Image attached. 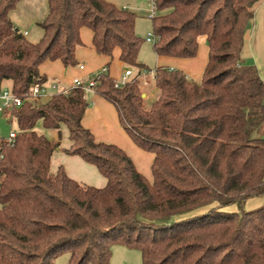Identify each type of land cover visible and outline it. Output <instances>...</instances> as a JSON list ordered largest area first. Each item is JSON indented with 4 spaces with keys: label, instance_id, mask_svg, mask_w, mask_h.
<instances>
[{
    "label": "trees",
    "instance_id": "trees-1",
    "mask_svg": "<svg viewBox=\"0 0 264 264\" xmlns=\"http://www.w3.org/2000/svg\"><path fill=\"white\" fill-rule=\"evenodd\" d=\"M19 1L0 0V91L9 82L25 98L46 85L45 61L76 67L82 28L98 55L118 48L125 66L150 70L138 62L145 40L134 13L105 0H47L42 37L31 43L9 18ZM260 1L155 0V54L194 58L205 36L208 62L200 82L153 69L150 107L139 81L118 85L108 65L82 81L94 83L133 143L154 155L151 183L121 149L95 142L82 126L91 104L82 87L10 111L17 133L12 143L0 138V264H54L62 254L68 264H110L116 246L138 251L142 264H264V205L243 208L264 195V82L241 58ZM61 125L72 143L64 153L94 166L103 188L70 179L62 167L51 173ZM233 205L237 211H223Z\"/></svg>",
    "mask_w": 264,
    "mask_h": 264
},
{
    "label": "crops",
    "instance_id": "crops-1",
    "mask_svg": "<svg viewBox=\"0 0 264 264\" xmlns=\"http://www.w3.org/2000/svg\"><path fill=\"white\" fill-rule=\"evenodd\" d=\"M48 14L47 0H20L9 13L13 25L22 33L25 38L36 43L42 37V30L35 27L42 22ZM82 46L76 50V67H64L60 61H45L39 66V73L47 78V84H57L59 91L69 89L74 79L84 81L91 73L103 69L108 65L110 77L115 79L119 73H114L113 62L117 67H126L120 60V49H114L112 56L98 55L93 46V33L88 28L80 29ZM241 58L246 64L254 65L258 74L264 82V0H261L254 10V17L245 35L244 47ZM208 62V46L205 36L198 38V50L194 58L181 59L173 57L158 56L155 68H168L182 72L194 82H200ZM112 65V70H111ZM136 71V69H134ZM3 90H10V83L5 82ZM156 92L153 87L144 94L146 106L150 107L155 101ZM49 98L42 99L46 103ZM91 104L86 110L82 126L93 136L95 142L114 145L121 149L133 162L136 170L149 182H152L151 166L154 160L152 153L138 148L130 139L128 134L120 125L115 107L102 97L91 94L87 99ZM7 118L10 112H7ZM38 132L43 134L50 141L58 140V133L55 130H44L41 125L36 127ZM61 141L60 151L55 152L51 157L50 171L55 173L62 167L66 175L80 183L95 188H103L106 180L100 175L97 169L85 163L77 156H69L64 150L69 149L71 141L66 126L60 127ZM13 133V132H11ZM15 134L17 133L14 132ZM251 200V199H249ZM247 200V201H249ZM247 201L245 203H247ZM264 205V204H263ZM231 208H224L223 211L235 212V205ZM110 264H142L141 255L136 250H130L121 246L112 248Z\"/></svg>",
    "mask_w": 264,
    "mask_h": 264
},
{
    "label": "rangeland",
    "instance_id": "rangeland-1",
    "mask_svg": "<svg viewBox=\"0 0 264 264\" xmlns=\"http://www.w3.org/2000/svg\"><path fill=\"white\" fill-rule=\"evenodd\" d=\"M106 2H109L113 5H115L117 8L121 10H126L129 12H132L136 15V20H135V34L139 38L145 40L142 43V46L140 48L139 54H138V62L145 65L147 68L150 70L155 69L156 64H157V59L158 56L155 54L153 50V42H147L146 38L148 35H151L153 38V27H152V22L150 19L147 18V12L150 9V0H105ZM159 15V14H158ZM38 24V23H37ZM35 25V27L39 28L38 25ZM40 29V28H39ZM113 72L119 73L118 76L115 77V81H121L123 73L127 69H131L133 73H136L133 68L130 67H124L121 68L117 67L116 61L113 62ZM95 71L91 73L85 80H92L93 77L100 71ZM111 70H112V65H111ZM110 75V72H109ZM139 81V86L143 94L148 93L149 89H151L152 86V80L151 79H146L145 83H143V80H138ZM151 82V83H150ZM91 95L87 96V99ZM145 98V97H144ZM44 99V98H42ZM42 99H40L35 105H40L42 104ZM148 107V106H147ZM17 131V126L14 121L10 122V116L7 118L6 113H0V138H5L9 136L11 132H16ZM43 133L42 131H40ZM61 134H60V141H61ZM264 204V195L260 197H255L252 198L251 200L247 201V203L244 204V210L245 211H251L256 208L261 207ZM228 208V207H227ZM231 208V207H229ZM237 211V210H236ZM69 262V254H62L56 258L54 261V264H68Z\"/></svg>",
    "mask_w": 264,
    "mask_h": 264
},
{
    "label": "built area",
    "instance_id": "built-area-1",
    "mask_svg": "<svg viewBox=\"0 0 264 264\" xmlns=\"http://www.w3.org/2000/svg\"><path fill=\"white\" fill-rule=\"evenodd\" d=\"M158 15L156 2L155 0H150V9L147 12V18L152 20L155 16ZM25 35V34H23ZM147 42L152 43L153 38L151 35H148L146 38ZM146 79H151L154 81L155 74L153 70H139L136 73H133L131 69H127L124 71L121 81H116L118 85H124L127 81L130 80H143L144 84ZM81 79H74L72 86L70 88H78L82 87L85 95L93 94L92 87L94 85L93 82H89L85 85H82ZM64 94L68 93V89L63 91H59L57 84L52 83L50 85H39L36 84L30 94L25 98H19L15 96L10 90H1L0 91V113H7L10 112L12 109H17L21 107L25 103H29L31 105H35L40 99L42 98H51L55 94ZM16 134L10 133L7 137V141L12 143Z\"/></svg>",
    "mask_w": 264,
    "mask_h": 264
}]
</instances>
